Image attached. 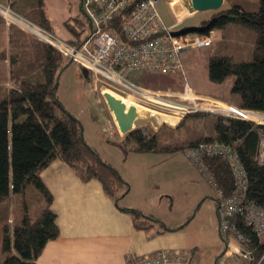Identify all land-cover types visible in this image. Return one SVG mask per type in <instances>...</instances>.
<instances>
[{"label": "trees", "instance_id": "1", "mask_svg": "<svg viewBox=\"0 0 264 264\" xmlns=\"http://www.w3.org/2000/svg\"><path fill=\"white\" fill-rule=\"evenodd\" d=\"M0 1L52 31L45 0ZM252 4L221 5L199 25L212 21L210 28L220 29L222 34L209 56L208 80L213 84L210 91L237 106L264 111V0ZM0 22L5 23L1 15ZM63 25L70 33L67 40L78 43L88 24L87 20L74 17L72 23L65 19ZM6 33L9 53L2 56L6 61L4 77L13 84H0V264H34L45 243L59 232L50 207L52 194L40 176L44 167L59 158L81 180L99 179L104 191L117 202L128 184L83 139L78 119L56 97V73L63 67L64 57L15 24H8ZM239 34H244L246 38H241L250 43L245 55L237 54L238 50H233V43L228 41ZM26 37L35 41H26ZM198 113L203 112L189 113L177 130H170L169 137L163 136L164 126L159 130L134 128L130 133L136 141L135 149L170 154L203 141L234 144L246 171L247 196L264 208V164L255 160L260 126L215 114L208 116L205 130L202 125L194 127L189 123L200 116ZM205 164L224 192H230L233 178L223 157H207ZM117 206L131 215L138 229H148L156 222L164 227L151 214L118 203ZM235 222L246 239L245 247L251 251L250 264H264V232L253 231L240 217Z\"/></svg>", "mask_w": 264, "mask_h": 264}, {"label": "built area", "instance_id": "2", "mask_svg": "<svg viewBox=\"0 0 264 264\" xmlns=\"http://www.w3.org/2000/svg\"><path fill=\"white\" fill-rule=\"evenodd\" d=\"M158 2L81 0V10L88 25L78 43L55 35L1 1L0 15L5 24H15L50 45L62 57L88 70L94 81L102 85L110 84L127 95L153 104L170 101L167 97L177 95L182 103L178 106L168 103V106L177 108L176 114L180 118L185 113L208 112L245 119L260 126L255 160L264 164V111L240 107L210 94L195 92L186 82L182 92L169 93L144 87L128 77L131 70L145 73L177 71L183 74L181 52L213 43L211 28L174 35L180 19L173 12L174 24H164L157 10ZM109 134L113 135V132L110 130ZM183 153L213 188L219 234L223 238L233 236L240 245L238 254L250 264L252 254L245 247L246 239L237 228L235 218L240 217L253 231L263 233L264 208L247 196V175L235 145L217 140L203 141L185 148ZM217 155L226 161L233 178V187L228 193L219 186L205 164L207 157ZM228 249H232L229 244ZM193 260L194 251L182 248H164L126 256V264H193Z\"/></svg>", "mask_w": 264, "mask_h": 264}, {"label": "rangeland", "instance_id": "3", "mask_svg": "<svg viewBox=\"0 0 264 264\" xmlns=\"http://www.w3.org/2000/svg\"><path fill=\"white\" fill-rule=\"evenodd\" d=\"M257 1L229 0L223 3L222 7H227L231 2L240 3L244 7L246 5L252 7L251 4ZM168 3L174 14L180 19L176 27L177 29L184 26H197L202 19L210 18L214 12L213 10L193 11V13L179 18L181 16V10L184 11L182 5L178 3V0H168ZM168 3L166 0H159L157 4L160 18L166 25L174 24L176 20L173 17ZM44 8L52 24L53 33L62 38L70 37V33L63 25V20L68 19L71 23L74 17H80L86 20V16L81 10L80 0H45ZM1 25L2 23L0 22V84L10 86L13 82L7 76H1L5 75L2 73V69L6 66V61L2 59V56L8 55L9 53V46L1 42L3 32ZM213 30L215 33L213 45L187 48L181 52L180 58L184 70L183 74L177 71L143 74L138 71H130L128 72V77L141 83L144 87L169 93L182 92L184 84L187 82L195 92L210 94L228 101L222 95L218 96L210 91V89H213V84L208 80L209 56L217 48L218 42L222 39L218 37V32L215 29ZM241 36L246 38L244 34H239L236 37H230L228 41L233 43V50H238L237 54L245 55L250 51V43L246 40L244 41ZM62 66L56 73L55 94L63 107L78 119L83 139L95 149L101 159L110 162L119 173H124L125 171L127 178L132 177V169L138 167L139 171L135 174L137 175L136 178H140L142 181L144 180L147 184L154 183L150 190L152 196L158 193H170L171 197H169L167 204L164 201L166 197H163L159 205L156 206L161 221L176 224L180 219H184L187 215L190 216L195 213L201 201L200 198L196 201L199 193H203L204 196L207 195L208 198H213L214 191L210 183L186 158L183 152H176L171 155L157 153L156 155L158 157H156L154 162H150L152 163L151 166L147 164L141 165L138 162L133 164L134 160H132V156L134 155L132 152L134 151L136 141L130 132L134 128L144 127L150 130H159L164 126L163 128H166V132L163 131V136L169 137L172 134L170 130H177L181 120L189 114L185 113L176 124H169L163 121L164 113L172 115L177 113V108L168 106V103H173L175 106L182 103L177 95L167 97L170 101L164 100L163 103L155 104L143 102L130 95L140 103L145 104L142 105L130 101L128 98L110 89L114 88V86L110 84L102 85L99 81H94L88 70L66 58L63 59ZM146 77L150 79L146 80ZM102 92L111 93L114 97L125 103L127 107L134 106L144 111V115H139L134 119L132 130L127 133L120 132L114 116L101 94ZM123 94L127 95L126 93ZM198 114L200 116H197V119H192L189 123L194 127H200L202 125L207 130L208 125L205 122L208 116L212 117L215 114L208 112ZM154 120L161 123L158 126H154L152 123ZM110 130L113 132V135L109 134Z\"/></svg>", "mask_w": 264, "mask_h": 264}, {"label": "crops", "instance_id": "4", "mask_svg": "<svg viewBox=\"0 0 264 264\" xmlns=\"http://www.w3.org/2000/svg\"><path fill=\"white\" fill-rule=\"evenodd\" d=\"M178 3L182 5L185 13H193L184 6L182 0H178ZM184 11L181 10L179 18L184 15ZM7 26L5 23L1 25L3 31L1 42L6 46ZM215 30L218 37L222 38L221 30ZM25 39L35 41L31 37ZM38 41L45 43L39 39ZM131 71L145 73L139 70ZM2 73H6V66ZM149 79L146 77V80ZM169 118L164 113V120H170ZM135 146L132 152L133 164L138 162L151 166L150 162H154L158 157L156 154L163 153L141 151L135 149ZM171 154L173 153L168 155ZM132 171V177L128 178L125 171L120 172L126 182H129V187L117 202L104 191L99 179L93 177L86 181L81 180L76 172L59 158L44 167L40 171V176L52 194L50 207L55 213V223L59 232L56 238L45 243L34 264H126L128 254L164 248L193 250V264H249L237 252L240 247L238 241L233 236L223 239L219 234L215 202L212 197L208 198L207 195L199 193L196 201L199 198L201 201L195 213L187 215L186 219H180L176 224H169L161 221L156 206L163 197H166L164 201L167 204L171 197L170 193L152 196L150 190L154 183L147 184L144 180L137 179L135 174L139 171L138 167H134ZM123 190L122 188L120 192ZM117 203L157 217L164 227L156 222L148 229L136 228L131 215L119 209ZM228 244L232 249H228Z\"/></svg>", "mask_w": 264, "mask_h": 264}, {"label": "water", "instance_id": "5", "mask_svg": "<svg viewBox=\"0 0 264 264\" xmlns=\"http://www.w3.org/2000/svg\"><path fill=\"white\" fill-rule=\"evenodd\" d=\"M184 6L189 11H204L218 9L224 0H182ZM212 21L205 25L184 26L173 32L174 35L183 34L192 31H206L211 27ZM108 108L112 112L121 133H127L133 129V121L139 115H144V111L134 107L126 106L120 99L114 97L109 92L101 93Z\"/></svg>", "mask_w": 264, "mask_h": 264}, {"label": "bare ground", "instance_id": "6", "mask_svg": "<svg viewBox=\"0 0 264 264\" xmlns=\"http://www.w3.org/2000/svg\"><path fill=\"white\" fill-rule=\"evenodd\" d=\"M185 15H188L187 13H185V11H184V15L183 16H185ZM182 16V17H183ZM106 88H110V87H106ZM110 89H112V90H114V91H116V92H118L119 94H121L123 97H125V98H128V100H130V101H134V102H136V103H139V104H142V105H145V104H143V103H140L139 101H137L136 99H134L133 97H131L130 95H125V94H123V92H121V91H119V90H117V89H115V88H110ZM165 114H167L170 118V120H163V121H166V123H169V124H176L179 120H180V117L177 115V114H175V115H172V114H169V113H165ZM168 121V122H167ZM152 123H153V125L154 126H158V124H160L161 122H159V121H156V120H154V121H152Z\"/></svg>", "mask_w": 264, "mask_h": 264}]
</instances>
